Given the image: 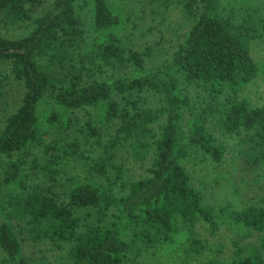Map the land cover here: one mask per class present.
Here are the masks:
<instances>
[{"label": "trees", "instance_id": "trees-1", "mask_svg": "<svg viewBox=\"0 0 264 264\" xmlns=\"http://www.w3.org/2000/svg\"><path fill=\"white\" fill-rule=\"evenodd\" d=\"M261 83L264 0H0V264H264Z\"/></svg>", "mask_w": 264, "mask_h": 264}, {"label": "rangeland", "instance_id": "rangeland-1", "mask_svg": "<svg viewBox=\"0 0 264 264\" xmlns=\"http://www.w3.org/2000/svg\"><path fill=\"white\" fill-rule=\"evenodd\" d=\"M175 12L177 14V12L175 10L171 11V13ZM176 16V15H174ZM180 17V15H179ZM177 23V21L175 20L174 17H172L169 14V20L167 22V24H169L170 26L166 27L163 32L168 35V38L172 37V32L175 31V28H173V26ZM20 34V32L18 33V35ZM16 35V36H18ZM154 36L158 37V35H160V31H155V33L153 34ZM165 47H171L172 45H174L169 39L163 42ZM252 91L250 92L251 97L254 100H257L258 98H261L260 95H262L264 93V85L261 83L260 87H256L253 86L251 87ZM14 92V91H13ZM13 92H8L5 96H4V100L8 101L10 104L14 105V101L16 98L15 97V93ZM228 161L227 163L223 164L221 166V170L222 172H228L230 173V177L229 178H222L220 180V182L215 183L214 189H212L213 187H208V192L211 190V192L213 193V195H215V199L217 200H222L220 197L222 195H224L225 193H229L232 194L231 191H234V188L238 191H240L241 195L243 194L244 196L247 194H252V195H256V191L258 192V187L255 185V183L253 182V176L256 175V173L254 171L251 170H244L243 167V162L240 158H238V160L233 159V156L231 154L228 155ZM199 170V169H198ZM194 178H195V182L197 183V185L200 186L201 184V180L206 181L207 183H210V179L209 177L205 176L206 174L204 172H200L197 170H191ZM200 176H201V180H200ZM232 196V195H229ZM215 199H213V201H215ZM202 232H205V229H202ZM211 237V236H210ZM250 241H255L256 240V236H251L249 238ZM211 241L212 242H221V243H225L228 245V247H231V241L228 237H226L225 235H217V236H213L211 237ZM1 249V248H0ZM24 252L26 255H28L30 258L32 259H37L38 261H44L46 262V264H62V258H63V250L61 249V247H58L57 245H53V244H46L43 243L42 246H39L37 244H34L33 242L27 240L24 243Z\"/></svg>", "mask_w": 264, "mask_h": 264}]
</instances>
